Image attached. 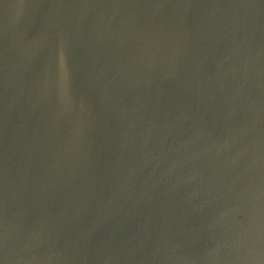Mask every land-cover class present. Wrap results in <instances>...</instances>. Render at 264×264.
<instances>
[{
    "label": "water",
    "instance_id": "1",
    "mask_svg": "<svg viewBox=\"0 0 264 264\" xmlns=\"http://www.w3.org/2000/svg\"><path fill=\"white\" fill-rule=\"evenodd\" d=\"M0 264H264V0H0Z\"/></svg>",
    "mask_w": 264,
    "mask_h": 264
}]
</instances>
